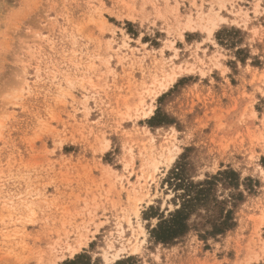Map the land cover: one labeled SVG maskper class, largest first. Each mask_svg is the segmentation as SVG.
I'll list each match as a JSON object with an SVG mask.
<instances>
[{
	"label": "rangeland",
	"instance_id": "1",
	"mask_svg": "<svg viewBox=\"0 0 264 264\" xmlns=\"http://www.w3.org/2000/svg\"><path fill=\"white\" fill-rule=\"evenodd\" d=\"M74 260L264 264V0H0V264Z\"/></svg>",
	"mask_w": 264,
	"mask_h": 264
},
{
	"label": "trees",
	"instance_id": "2",
	"mask_svg": "<svg viewBox=\"0 0 264 264\" xmlns=\"http://www.w3.org/2000/svg\"><path fill=\"white\" fill-rule=\"evenodd\" d=\"M170 173L171 185H173L176 190L181 192L179 197L181 199V205L178 209L169 213L167 218H162L156 227L150 232L151 238L164 245L173 243L187 233V221L189 217L195 212L197 205L201 206L206 203L207 197L205 194L214 184L213 182L217 181L221 177H224L232 183L234 179L231 177L236 176L232 171L227 173L225 172L223 174H217V177H214L209 181H204L202 184L194 185L190 182L183 181V179L180 178L181 174L179 171H172ZM231 214V211H227L224 216H218L213 219L212 234H222L224 231L232 227L233 223ZM69 264H75V260Z\"/></svg>",
	"mask_w": 264,
	"mask_h": 264
},
{
	"label": "bare ground",
	"instance_id": "3",
	"mask_svg": "<svg viewBox=\"0 0 264 264\" xmlns=\"http://www.w3.org/2000/svg\"><path fill=\"white\" fill-rule=\"evenodd\" d=\"M173 77L172 76H167L166 78H164V82H161L160 84H159V87L160 88H162V89H164V90H166L167 89V87H168V85L171 83V82H173Z\"/></svg>",
	"mask_w": 264,
	"mask_h": 264
}]
</instances>
